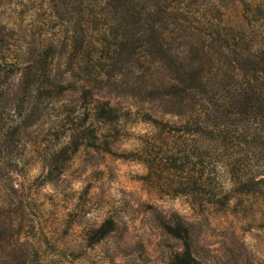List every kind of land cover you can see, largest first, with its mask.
I'll return each mask as SVG.
<instances>
[{
    "label": "trees",
    "instance_id": "obj_1",
    "mask_svg": "<svg viewBox=\"0 0 264 264\" xmlns=\"http://www.w3.org/2000/svg\"><path fill=\"white\" fill-rule=\"evenodd\" d=\"M135 124L150 128L140 151L115 153ZM82 150L143 163L145 182L154 175L201 214L253 215L264 201V0H0V264H42L50 242L16 179L25 157L42 160L40 187H56ZM157 217L179 243L169 264L210 252L193 222ZM116 225L91 229L87 247Z\"/></svg>",
    "mask_w": 264,
    "mask_h": 264
},
{
    "label": "rangeland",
    "instance_id": "obj_2",
    "mask_svg": "<svg viewBox=\"0 0 264 264\" xmlns=\"http://www.w3.org/2000/svg\"><path fill=\"white\" fill-rule=\"evenodd\" d=\"M30 23L27 16V27ZM149 132L144 124L130 125L114 152H139ZM25 160V170L18 173L27 174L26 179H16L24 182L28 196L33 194L25 200L34 198L39 208L29 214L50 240L42 264H169L179 243L163 232L157 215L169 218L174 213L194 223L197 245L210 251L199 256L198 264H231L229 251L264 264V229L258 224L264 221V201L254 202L250 217L213 208L201 214L186 198L169 197L154 175L152 182H145L148 169L143 163L83 150L68 162L56 187H40L42 160L32 153ZM168 180L163 174L161 186L166 188ZM110 217L116 220V233L88 248L89 231Z\"/></svg>",
    "mask_w": 264,
    "mask_h": 264
}]
</instances>
